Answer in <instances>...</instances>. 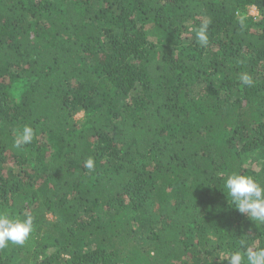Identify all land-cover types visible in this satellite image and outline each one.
<instances>
[{"label":"trees","instance_id":"obj_1","mask_svg":"<svg viewBox=\"0 0 264 264\" xmlns=\"http://www.w3.org/2000/svg\"><path fill=\"white\" fill-rule=\"evenodd\" d=\"M233 173L264 187V0H0V264H227L264 248Z\"/></svg>","mask_w":264,"mask_h":264},{"label":"clouds","instance_id":"obj_2","mask_svg":"<svg viewBox=\"0 0 264 264\" xmlns=\"http://www.w3.org/2000/svg\"><path fill=\"white\" fill-rule=\"evenodd\" d=\"M198 40L201 44L207 43L204 29L198 33ZM241 82L251 85V77L242 74ZM33 137V130L25 126L15 140L16 147L30 143ZM87 168H92L91 159L86 161ZM225 188L239 213L246 215L252 222L264 224V187H262L251 176L233 173L225 181ZM33 226L31 216L24 220L9 218L0 214V249L5 248L9 242L16 245H23L28 239ZM264 264V248H246L243 253L239 250L230 251L227 256V264Z\"/></svg>","mask_w":264,"mask_h":264},{"label":"rangeland","instance_id":"obj_3","mask_svg":"<svg viewBox=\"0 0 264 264\" xmlns=\"http://www.w3.org/2000/svg\"><path fill=\"white\" fill-rule=\"evenodd\" d=\"M244 15L243 17H252L256 18L258 13L255 7L253 6H248L247 9L242 13ZM27 82L21 79L16 80L13 85H12V95L13 99L16 100L18 99L20 93L26 88ZM74 120L77 123H83L85 120L84 113L82 111L76 113L74 115Z\"/></svg>","mask_w":264,"mask_h":264}]
</instances>
